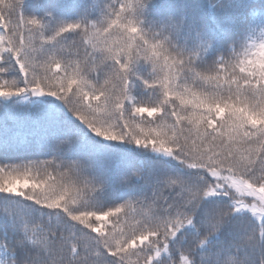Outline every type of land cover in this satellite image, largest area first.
I'll use <instances>...</instances> for the list:
<instances>
[{
	"label": "snow or ice",
	"instance_id": "1",
	"mask_svg": "<svg viewBox=\"0 0 264 264\" xmlns=\"http://www.w3.org/2000/svg\"><path fill=\"white\" fill-rule=\"evenodd\" d=\"M0 0V264H264V4Z\"/></svg>",
	"mask_w": 264,
	"mask_h": 264
},
{
	"label": "trees",
	"instance_id": "2",
	"mask_svg": "<svg viewBox=\"0 0 264 264\" xmlns=\"http://www.w3.org/2000/svg\"><path fill=\"white\" fill-rule=\"evenodd\" d=\"M60 2V0H28L29 12L39 11L40 9L37 7V4L40 3H56ZM73 2H77V0H73ZM198 2L206 7V10L209 15L212 14V8L210 5L214 2V0H198ZM169 0H162V7H167ZM249 3L254 6V9H258L260 5L264 4V0H249Z\"/></svg>",
	"mask_w": 264,
	"mask_h": 264
}]
</instances>
